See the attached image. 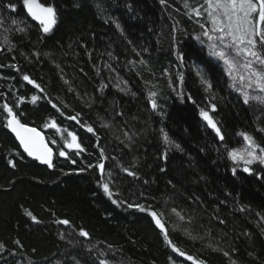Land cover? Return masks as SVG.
<instances>
[{
    "label": "trees",
    "instance_id": "trees-1",
    "mask_svg": "<svg viewBox=\"0 0 264 264\" xmlns=\"http://www.w3.org/2000/svg\"><path fill=\"white\" fill-rule=\"evenodd\" d=\"M40 2L56 10L48 33L22 0H0V105L7 102L22 123L57 141L49 144L52 169L31 160L0 109V264H95L105 252L111 264H264V166L257 162L247 173L227 155L244 146L241 132L264 146V104H245L229 87L223 63L196 42L206 14L197 17L191 9L206 7V0ZM8 4H16L15 10ZM198 72L211 83V95ZM33 95L39 97L35 104ZM18 97L25 99L20 103ZM210 100L224 141L199 115L200 108L210 110ZM77 114L79 123L67 119ZM53 119L58 129L46 127ZM67 132L76 133L79 155L67 148ZM162 132L180 148H167ZM97 143L108 157L103 177L89 167L100 159ZM59 147L68 152L66 159ZM102 182L110 183L113 197L103 192ZM124 201L160 213L169 238L194 263L172 250L147 213ZM81 229L90 239L79 236ZM90 247L99 252L89 254Z\"/></svg>",
    "mask_w": 264,
    "mask_h": 264
},
{
    "label": "snow or ice",
    "instance_id": "snow-or-ice-1",
    "mask_svg": "<svg viewBox=\"0 0 264 264\" xmlns=\"http://www.w3.org/2000/svg\"><path fill=\"white\" fill-rule=\"evenodd\" d=\"M164 3V0H161ZM23 6L26 8L27 14L30 15L32 19L39 22L44 33L51 31L52 27L56 24V10L51 5H45L41 3L40 0H22ZM206 7L199 6L192 8L191 11L197 17H203L206 14V23L202 25V36L207 38L208 48L210 55L221 61L227 69V76L232 81L231 87L236 89L242 96L243 102L248 104L250 101L264 104V0H206ZM185 7L188 8L190 5L185 3ZM7 8L13 11L16 8V4H8ZM203 9V10H202ZM4 23L3 18H0V26ZM19 22L17 20H12V25H17ZM120 28V25H116ZM19 32H25L24 27L18 29ZM197 40H201L200 36H197ZM10 41L7 37L4 38V44H9ZM2 50V49H0ZM9 50H11L9 48ZM111 54L109 53V56ZM139 55V54H137ZM181 61L183 56L178 57ZM129 63H135V61H130ZM141 65L146 64L142 58L139 60ZM111 68L110 65H105ZM115 71V69H111ZM17 71L19 68L17 67ZM200 78V83L204 87L205 91L211 95L212 85L211 83L200 73H197ZM22 79L27 81L29 84L33 85L40 92H44V89L35 80H32L29 75L23 74ZM178 80L180 85H183V75L178 74ZM127 84L126 81H124ZM239 84V87H238ZM121 92H125L124 87H120L117 84ZM249 90H255L256 95H250ZM181 96L183 92L181 91ZM157 93L155 91L150 93L153 97L151 100V108L153 110L157 109V103L154 97ZM25 98L18 97V102L22 103ZM31 102L35 104L39 97L37 95L31 96ZM189 99L191 97L189 96ZM214 99V97H213ZM195 103V101H193ZM210 105V110H205V108L199 109V115L205 122L206 127H209L214 131L216 136L220 141H224V135L221 128L217 125L211 113L216 111L215 103L211 100L208 102ZM55 107V105H53ZM0 109L6 111L7 120L5 126L15 137L19 140V145L22 146L23 151L27 153L29 157H34L43 164L47 165L49 168L53 167V157L54 151L53 147L49 144L56 146L57 141H47L45 136L41 131H38L35 127H30L28 124L22 123L13 107L7 102L0 105ZM67 119L76 121L79 123L78 114L67 117ZM106 126V125H105ZM46 127L52 129H58L56 121L53 119ZM86 131L88 133L95 134V129L91 125L86 126ZM127 139L131 141L132 136L125 134ZM242 140L244 141L243 147H233L227 150L228 157L233 161L234 165L243 164V171L251 173L253 169L249 167L257 162L264 164V146H261L255 138L247 133H239ZM67 137L65 139V144L68 149L75 151L79 155L82 151V145L78 142V137L75 132H67ZM163 144L167 148L175 147L180 148L179 144L170 140L166 132H162ZM97 141L99 137L97 136ZM97 148L99 149V157L96 165H89V167H97L103 177L105 172L104 160L108 159L105 156L104 148L97 143ZM58 155L60 157H67L68 152L64 150L63 147L57 149ZM166 154V152H165ZM75 164L76 161L72 160ZM14 166V163H13ZM83 169H81L82 171ZM126 173L135 177V172H129L127 168L124 169ZM237 171V167L232 168L233 174ZM109 180L111 178V173H108ZM146 183V182H145ZM103 192L109 197H113L114 193L110 188L109 182H102L101 185ZM114 204H121L119 200H112ZM128 208H136L140 212L147 213L152 220L154 225L158 227L167 244L172 248L175 253H178L180 257H184L186 253L182 251L173 241L169 238L168 229L165 227V223L161 218V214L157 211L150 210V206H146L142 203L132 204L124 201ZM174 211V210H173ZM31 216V213H29ZM35 221L36 217H32ZM183 219V217H181ZM264 219V217H261ZM62 225L69 226L70 221L68 219H62L59 221ZM223 223V221H221ZM79 236L83 238H89V233L86 230L81 229ZM196 239V237H193ZM211 247V245H209ZM219 251L220 249H216ZM86 251L91 254L93 251L99 252L97 249L87 248ZM225 257H229L230 253L228 251H223ZM188 260H194L191 255L187 256ZM95 264H111L109 259V253L105 252L98 254L95 258ZM195 264H203V261H196Z\"/></svg>",
    "mask_w": 264,
    "mask_h": 264
},
{
    "label": "rangeland",
    "instance_id": "rangeland-1",
    "mask_svg": "<svg viewBox=\"0 0 264 264\" xmlns=\"http://www.w3.org/2000/svg\"><path fill=\"white\" fill-rule=\"evenodd\" d=\"M206 6H207V5H206ZM197 36H200L201 39L204 41L203 43L201 42V40L196 41V42L198 43V45H199L200 47L204 48L205 51L208 52V54L210 55L209 48H208V43H207V38H206V37H203V36H202V33H200V34L197 35ZM210 57H211L214 61H216L217 63H219V61H218L216 58L212 57L211 55H210ZM223 69H224V71H226V68H223ZM226 78H227L228 83L232 84V81L230 80V78H229L228 76H226ZM229 87H231V85H230ZM232 89H233V88H232ZM258 163H259V162H258ZM242 165H243V164H242ZM261 166H264V164H261Z\"/></svg>",
    "mask_w": 264,
    "mask_h": 264
},
{
    "label": "water",
    "instance_id": "water-1",
    "mask_svg": "<svg viewBox=\"0 0 264 264\" xmlns=\"http://www.w3.org/2000/svg\"><path fill=\"white\" fill-rule=\"evenodd\" d=\"M31 127V126H30ZM38 130V129H37ZM10 131V130H9ZM38 131H40V130H38ZM42 132V131H41ZM11 133V132H10ZM43 133V132H42ZM14 137H15V135L13 134V133H11ZM43 135H44V133H43ZM45 136V135H44ZM15 139L17 140V142L19 143V140L15 137ZM46 139V138H45ZM50 146V145H49ZM21 149H22V151H23V148H22V146H21ZM23 153L28 157V158H30L31 160H34V161H37L38 163H40L41 165H44V166H47V165H45V164H43L42 162H40L39 160H37L36 158H34V157H29L28 155H27V153H25L24 151H23ZM63 158H66V157H63ZM53 162H54V157H53ZM48 167V166H47ZM49 168V167H48ZM53 167H51L50 169H52ZM161 231V230H160Z\"/></svg>",
    "mask_w": 264,
    "mask_h": 264
},
{
    "label": "bare ground",
    "instance_id": "bare-ground-1",
    "mask_svg": "<svg viewBox=\"0 0 264 264\" xmlns=\"http://www.w3.org/2000/svg\"><path fill=\"white\" fill-rule=\"evenodd\" d=\"M214 120L216 121V123H217V125L218 126H220V123H219V121H218V119L217 118H214ZM10 132V131H9ZM13 136V135H12ZM14 137V136H13ZM45 138H46V136H45ZM14 139H15V137H14ZM16 140V139H15ZM47 140V139H46ZM16 142H17V140H16ZM17 144L19 145V143L17 142ZM19 147L21 148V146L19 145ZM51 147V146H50ZM21 151H22V149H21ZM54 151V150H53ZM23 152V151H22ZM63 158V157H62ZM67 158V157H66ZM66 158H63V159H66ZM40 164V163H39ZM244 167V166H243ZM242 167V168H243ZM185 260H187V261H190V260H188L187 259V256H184L183 257ZM191 262H193L194 263V260H191ZM196 262V261H195Z\"/></svg>",
    "mask_w": 264,
    "mask_h": 264
}]
</instances>
